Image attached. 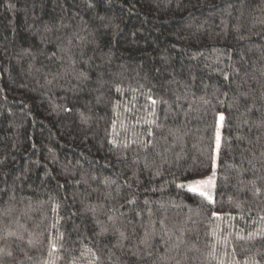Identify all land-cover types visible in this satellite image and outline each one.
Segmentation results:
<instances>
[{"label": "trees", "instance_id": "trees-1", "mask_svg": "<svg viewBox=\"0 0 264 264\" xmlns=\"http://www.w3.org/2000/svg\"><path fill=\"white\" fill-rule=\"evenodd\" d=\"M0 264H264V0H0Z\"/></svg>", "mask_w": 264, "mask_h": 264}, {"label": "rangeland", "instance_id": "rangeland-1", "mask_svg": "<svg viewBox=\"0 0 264 264\" xmlns=\"http://www.w3.org/2000/svg\"><path fill=\"white\" fill-rule=\"evenodd\" d=\"M221 123H222V114L218 117L216 132H215V142H214V154L212 168L209 172L204 175L194 177L192 179L186 180L183 184L186 188L191 190V188H197L198 193H203L209 199H212L214 196V187H215V175H216V166L218 160V152L220 145V133H221Z\"/></svg>", "mask_w": 264, "mask_h": 264}, {"label": "snow or ice", "instance_id": "snow-or-ice-1", "mask_svg": "<svg viewBox=\"0 0 264 264\" xmlns=\"http://www.w3.org/2000/svg\"><path fill=\"white\" fill-rule=\"evenodd\" d=\"M191 191L192 192H196L197 191V188L193 187V188H191ZM201 194H203V193H201Z\"/></svg>", "mask_w": 264, "mask_h": 264}]
</instances>
